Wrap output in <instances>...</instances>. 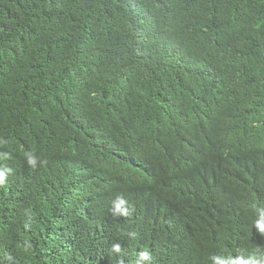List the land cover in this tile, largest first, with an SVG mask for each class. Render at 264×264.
I'll use <instances>...</instances> for the list:
<instances>
[{
  "label": "trees",
  "instance_id": "obj_1",
  "mask_svg": "<svg viewBox=\"0 0 264 264\" xmlns=\"http://www.w3.org/2000/svg\"><path fill=\"white\" fill-rule=\"evenodd\" d=\"M0 174V264H264V0H0Z\"/></svg>",
  "mask_w": 264,
  "mask_h": 264
},
{
  "label": "clouds",
  "instance_id": "obj_2",
  "mask_svg": "<svg viewBox=\"0 0 264 264\" xmlns=\"http://www.w3.org/2000/svg\"><path fill=\"white\" fill-rule=\"evenodd\" d=\"M30 163H34V161L30 160L29 161ZM4 177L2 174H0V180H3ZM255 226L257 228V230L261 233V234H264V215H262V218L261 219H258L256 222H255ZM118 247V246H116ZM142 257H147V253H142L141 254ZM214 260H216V258H213ZM262 259H264V257H262ZM223 264H228L227 261H224ZM234 264H257V260L254 258V257H248V258H238L235 260Z\"/></svg>",
  "mask_w": 264,
  "mask_h": 264
},
{
  "label": "bare ground",
  "instance_id": "obj_3",
  "mask_svg": "<svg viewBox=\"0 0 264 264\" xmlns=\"http://www.w3.org/2000/svg\"><path fill=\"white\" fill-rule=\"evenodd\" d=\"M140 237V236H139Z\"/></svg>",
  "mask_w": 264,
  "mask_h": 264
}]
</instances>
